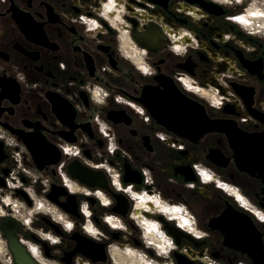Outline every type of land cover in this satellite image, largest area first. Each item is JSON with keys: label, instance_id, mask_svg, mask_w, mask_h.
<instances>
[{"label": "flooded vegetation", "instance_id": "flooded-vegetation-1", "mask_svg": "<svg viewBox=\"0 0 264 264\" xmlns=\"http://www.w3.org/2000/svg\"><path fill=\"white\" fill-rule=\"evenodd\" d=\"M164 77L222 130L160 124L144 89ZM0 136V264H16L6 229L40 264H264V0H0ZM21 138L59 162L37 168ZM74 161L111 192L73 179Z\"/></svg>", "mask_w": 264, "mask_h": 264}, {"label": "water", "instance_id": "water-1", "mask_svg": "<svg viewBox=\"0 0 264 264\" xmlns=\"http://www.w3.org/2000/svg\"><path fill=\"white\" fill-rule=\"evenodd\" d=\"M161 83L163 85L162 91H156L151 86L144 89V95L147 96L148 99H153L152 102H147V107L152 116L156 118L160 124L165 125L169 130L182 134L187 132L188 135H194L197 138L209 131L222 130L224 125L223 121L211 119L206 113L204 106L184 95L171 78L164 77ZM21 140L28 147L33 158V163L37 168L42 169L45 166L56 165L59 162L61 152L57 147L53 145H39L26 138H21ZM67 140L69 142L75 141V139ZM3 148V142H0V162L4 155ZM68 173L73 179L79 180L84 184L92 187L99 186L111 192L105 175L102 172L91 171L83 167L79 161H74L68 165ZM123 181L125 183L130 181L137 182V180L129 178L127 167L125 168ZM0 185L5 186L2 182H0ZM51 192L49 199L56 203L59 196L66 195L68 202L60 205L66 212L74 215L76 214V210H72L70 207L72 206L75 208L73 203L75 196L68 195L63 187L56 185L52 187ZM19 194L24 197L23 192ZM112 194L117 203L115 205V211L119 212V209L124 207L125 197L122 194ZM71 200H73V202H71ZM9 222H13V220ZM6 235L10 251L16 264H40L19 241L13 230L6 229ZM76 237L75 239L78 240ZM74 252H82V250L76 248ZM83 253L95 261V258L89 252Z\"/></svg>", "mask_w": 264, "mask_h": 264}, {"label": "built area", "instance_id": "built-area-1", "mask_svg": "<svg viewBox=\"0 0 264 264\" xmlns=\"http://www.w3.org/2000/svg\"><path fill=\"white\" fill-rule=\"evenodd\" d=\"M106 96H107V93L105 91H103V90H99V91L94 92V98L99 103H102L104 101V99L106 98ZM101 130L103 131V133L105 135H107L109 137V139H110V145H109V147H112L113 146L112 139L109 136L108 131H106V127L104 125H102V124H101ZM2 137H4V136H0V138H2ZM7 144L11 148L10 151L12 152V157L17 161L18 166L20 168V166H21V158H22V147L21 148H18V145H20V144L16 143L13 139H11L9 137H7ZM63 150H64V153L66 155H69L70 157H77V155L79 153L78 147L75 146V145H72V144H65L63 146ZM58 170H59V172H60V174L62 176V179L64 181V184L67 185L70 188L71 187V183H73V182L69 179V177L63 171L62 164L59 165V169ZM9 184L11 186H13V187L16 186L13 181L9 182Z\"/></svg>", "mask_w": 264, "mask_h": 264}, {"label": "rangeland", "instance_id": "rangeland-1", "mask_svg": "<svg viewBox=\"0 0 264 264\" xmlns=\"http://www.w3.org/2000/svg\"><path fill=\"white\" fill-rule=\"evenodd\" d=\"M46 210H47V208H46ZM1 211L4 213V214H6V215H8V214H10V215H14L15 217H17L20 221H26L28 218V215L30 214V208L28 209V208H14V209H12V208H10V210L8 211L6 208H2L1 209ZM47 214V213H46ZM5 249H6V247H5ZM124 258H125V261L127 262V258H126V256L124 255ZM136 261V263H137V260H135Z\"/></svg>", "mask_w": 264, "mask_h": 264}, {"label": "bare ground", "instance_id": "bare-ground-1", "mask_svg": "<svg viewBox=\"0 0 264 264\" xmlns=\"http://www.w3.org/2000/svg\"><path fill=\"white\" fill-rule=\"evenodd\" d=\"M116 180H118V179L116 178V176H114V183H115ZM118 181H119V180H118Z\"/></svg>", "mask_w": 264, "mask_h": 264}]
</instances>
